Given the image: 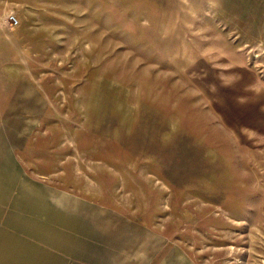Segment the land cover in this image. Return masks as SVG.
Listing matches in <instances>:
<instances>
[{"label":"rangeland","instance_id":"374dc122","mask_svg":"<svg viewBox=\"0 0 264 264\" xmlns=\"http://www.w3.org/2000/svg\"><path fill=\"white\" fill-rule=\"evenodd\" d=\"M25 215L79 228L42 264H264V0H0V264Z\"/></svg>","mask_w":264,"mask_h":264},{"label":"crops","instance_id":"0c3cea01","mask_svg":"<svg viewBox=\"0 0 264 264\" xmlns=\"http://www.w3.org/2000/svg\"><path fill=\"white\" fill-rule=\"evenodd\" d=\"M23 220L25 223L22 224V231L36 232V235H28V239L25 241L32 242L36 244L42 251H37L35 257L39 256L38 259L30 258L27 256L25 251L18 246V253L24 255V259L27 264H33V262L38 261L41 264L44 263V260H48L43 257H52V256H63L64 253L70 252L74 248L80 246V239H78L74 232H78L79 228L76 225H65L63 227L58 223V221H47V222H38L32 223V218L24 216ZM21 236V235H20ZM78 245V246H77ZM77 250V249H76ZM47 254V256H45ZM51 260V259H49Z\"/></svg>","mask_w":264,"mask_h":264},{"label":"built area","instance_id":"2783aa9c","mask_svg":"<svg viewBox=\"0 0 264 264\" xmlns=\"http://www.w3.org/2000/svg\"><path fill=\"white\" fill-rule=\"evenodd\" d=\"M12 18H14V19H15V16H14V17H12ZM18 22H19V21L16 19V20H15V23L17 24Z\"/></svg>","mask_w":264,"mask_h":264}]
</instances>
